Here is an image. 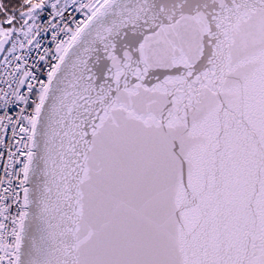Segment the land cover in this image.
Instances as JSON below:
<instances>
[{
    "label": "snow or ice",
    "instance_id": "6c2138e0",
    "mask_svg": "<svg viewBox=\"0 0 264 264\" xmlns=\"http://www.w3.org/2000/svg\"><path fill=\"white\" fill-rule=\"evenodd\" d=\"M0 54V264H264V0H0Z\"/></svg>",
    "mask_w": 264,
    "mask_h": 264
},
{
    "label": "built area",
    "instance_id": "2783aa9c",
    "mask_svg": "<svg viewBox=\"0 0 264 264\" xmlns=\"http://www.w3.org/2000/svg\"><path fill=\"white\" fill-rule=\"evenodd\" d=\"M79 18V17H78ZM45 43L47 44V40L45 41ZM48 46H50V45H48ZM36 56H37V52L34 50L30 55H29V63H31L32 62V60L34 59V58H36ZM6 139V142H7V137L5 138ZM0 151H3L4 152V157H3V159H0V176H3L4 175V170H3V164L6 162V160H7V152H6V150L5 149H2V148H0Z\"/></svg>",
    "mask_w": 264,
    "mask_h": 264
},
{
    "label": "bare ground",
    "instance_id": "6f19581e",
    "mask_svg": "<svg viewBox=\"0 0 264 264\" xmlns=\"http://www.w3.org/2000/svg\"><path fill=\"white\" fill-rule=\"evenodd\" d=\"M2 57H3V54H2V56H1V58H0V60H2Z\"/></svg>",
    "mask_w": 264,
    "mask_h": 264
},
{
    "label": "water",
    "instance_id": "95a60500",
    "mask_svg": "<svg viewBox=\"0 0 264 264\" xmlns=\"http://www.w3.org/2000/svg\"><path fill=\"white\" fill-rule=\"evenodd\" d=\"M2 54H0V58H1Z\"/></svg>",
    "mask_w": 264,
    "mask_h": 264
}]
</instances>
